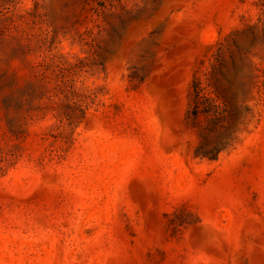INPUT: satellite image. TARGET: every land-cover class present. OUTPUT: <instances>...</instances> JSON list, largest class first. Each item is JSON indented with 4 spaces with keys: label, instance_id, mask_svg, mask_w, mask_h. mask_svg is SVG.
<instances>
[{
    "label": "rangeland",
    "instance_id": "374dc122",
    "mask_svg": "<svg viewBox=\"0 0 264 264\" xmlns=\"http://www.w3.org/2000/svg\"><path fill=\"white\" fill-rule=\"evenodd\" d=\"M0 264H264V0H0Z\"/></svg>",
    "mask_w": 264,
    "mask_h": 264
}]
</instances>
